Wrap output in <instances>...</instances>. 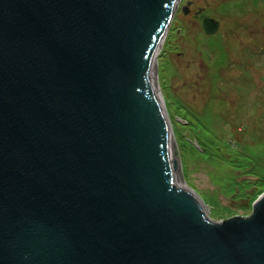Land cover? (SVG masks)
I'll list each match as a JSON object with an SVG mask.
<instances>
[{"label":"water","instance_id":"obj_1","mask_svg":"<svg viewBox=\"0 0 264 264\" xmlns=\"http://www.w3.org/2000/svg\"><path fill=\"white\" fill-rule=\"evenodd\" d=\"M179 3L0 0V264H264V194L216 220L184 178L158 82Z\"/></svg>","mask_w":264,"mask_h":264},{"label":"rangeland","instance_id":"obj_2","mask_svg":"<svg viewBox=\"0 0 264 264\" xmlns=\"http://www.w3.org/2000/svg\"><path fill=\"white\" fill-rule=\"evenodd\" d=\"M186 1L158 54L184 178L214 219L249 216L264 193V0H193L191 16ZM203 14L222 29L207 34Z\"/></svg>","mask_w":264,"mask_h":264},{"label":"flooded vegetation","instance_id":"obj_3","mask_svg":"<svg viewBox=\"0 0 264 264\" xmlns=\"http://www.w3.org/2000/svg\"><path fill=\"white\" fill-rule=\"evenodd\" d=\"M233 1H235V0H232V1H230L229 3H232ZM190 2V3H189ZM188 3H189V5H188ZM192 3V4H191ZM186 5H188V6H186ZM194 6H195V4L193 3V0H187L186 1V4H183V12H185V11H188V13H186V14H188V16L190 15H192V12H194ZM179 7V6H178ZM179 8H177V10H178ZM199 11H197L196 13H198ZM176 14H177V12H176ZM183 14V13H182ZM186 14H184V15H186ZM238 14H245V16L246 15H248L249 14V12H244V11H242V12H239V13H237V15ZM204 16H206L205 14H203ZM176 16V15H175ZM207 17V16H206ZM176 18V17H175ZM175 20V19H174ZM216 20H218V19H216ZM219 21H220V30L222 29V26H223V21H222V19L220 20L219 19ZM237 22H238V24H239V26H240V28H241V26H243V28L245 27L244 25H247V24H250L249 22H248V19L245 17H243V18H238L237 19ZM248 22V23H247ZM242 24H244V25H242ZM173 26V25H172ZM219 30V31H220ZM179 32L181 33L182 32V30L180 29L179 30Z\"/></svg>","mask_w":264,"mask_h":264},{"label":"bare ground","instance_id":"obj_4","mask_svg":"<svg viewBox=\"0 0 264 264\" xmlns=\"http://www.w3.org/2000/svg\"><path fill=\"white\" fill-rule=\"evenodd\" d=\"M163 96V95H162ZM163 100H164V98H163ZM164 104H165V107H166V110H167V113H168V115H169V118H170V120H171V113L169 112V109H168V107H167V105H166V102H165V100H164ZM173 120H171V125H172V134H173V138H174V140H175V142H176V144H177V141H176V137L177 136H175L177 133H176V126L174 125V123L172 122ZM177 149H178V146H177ZM179 158H180V156H179ZM233 162H234V160H232ZM182 171H183V165H182ZM186 181V180H185ZM187 183V182H186ZM188 185V184H187ZM190 189H192L193 190V188H191L190 186H188ZM264 194V193H263ZM263 194H261V195H259L258 196V198L256 199V201H255V203L256 202H258L260 199H261V197H263ZM201 197V196H200ZM202 198V197H201ZM204 202H205V200L204 199H202ZM205 204L207 205V203L205 202Z\"/></svg>","mask_w":264,"mask_h":264}]
</instances>
